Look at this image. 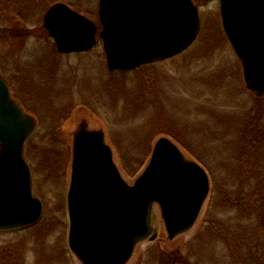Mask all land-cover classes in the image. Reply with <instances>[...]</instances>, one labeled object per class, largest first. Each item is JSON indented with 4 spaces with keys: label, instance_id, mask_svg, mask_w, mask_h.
I'll return each mask as SVG.
<instances>
[{
    "label": "rangeland",
    "instance_id": "obj_1",
    "mask_svg": "<svg viewBox=\"0 0 264 264\" xmlns=\"http://www.w3.org/2000/svg\"><path fill=\"white\" fill-rule=\"evenodd\" d=\"M195 41L169 59L125 73L107 70L102 42L58 54L43 27L55 0H0V71L37 128L25 143L34 226L0 232V264H80L67 244L72 135L82 120L102 130L122 179L132 185L152 146L169 138L206 172L209 192L193 227L172 240L157 206L154 241L126 264H264V98L245 87L224 38L218 0H192ZM100 30L98 0H61Z\"/></svg>",
    "mask_w": 264,
    "mask_h": 264
},
{
    "label": "water",
    "instance_id": "obj_2",
    "mask_svg": "<svg viewBox=\"0 0 264 264\" xmlns=\"http://www.w3.org/2000/svg\"><path fill=\"white\" fill-rule=\"evenodd\" d=\"M218 13L245 87L264 98V0H218ZM98 22L99 32L61 2L43 17L59 53L87 52L97 37L107 70L125 73L184 52L198 35L200 14L192 0H98ZM36 127L0 76V232L31 227L42 216L24 154ZM208 192L204 169L166 137L155 141L144 169L128 185L103 131L88 129L82 120L72 135L68 248L80 264H126L138 243L156 239L155 206L172 240L193 227Z\"/></svg>",
    "mask_w": 264,
    "mask_h": 264
},
{
    "label": "flooded vegetation",
    "instance_id": "obj_3",
    "mask_svg": "<svg viewBox=\"0 0 264 264\" xmlns=\"http://www.w3.org/2000/svg\"><path fill=\"white\" fill-rule=\"evenodd\" d=\"M58 54H60V53H58ZM60 55H64V54H60ZM0 76L3 77L4 80H5V82H6V87H7V89H8V92H9V95H10L11 100L14 101V102H16L17 104H21V103L18 102V100H16V99L14 98V96H13V92H12L13 90H12V88H11V86H10V82H9L8 78H7L6 76H4L3 73H2L1 71H0Z\"/></svg>",
    "mask_w": 264,
    "mask_h": 264
},
{
    "label": "trees",
    "instance_id": "obj_4",
    "mask_svg": "<svg viewBox=\"0 0 264 264\" xmlns=\"http://www.w3.org/2000/svg\"><path fill=\"white\" fill-rule=\"evenodd\" d=\"M55 1H61V0H55Z\"/></svg>",
    "mask_w": 264,
    "mask_h": 264
}]
</instances>
